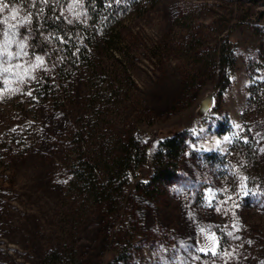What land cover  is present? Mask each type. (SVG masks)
I'll return each mask as SVG.
<instances>
[{
  "label": "rangeland",
  "instance_id": "1",
  "mask_svg": "<svg viewBox=\"0 0 264 264\" xmlns=\"http://www.w3.org/2000/svg\"><path fill=\"white\" fill-rule=\"evenodd\" d=\"M76 6L74 1L70 14ZM25 24L16 8L0 0L1 40ZM119 32L122 52L106 54L104 65L109 77H130L135 85L130 102L111 112L108 130H138L149 152L138 179L151 175V156L168 136L190 130L195 138L191 149L226 154L249 127L259 157L247 169L264 183V0H149L123 21ZM224 38L235 47L236 67L230 88L219 97L211 64ZM0 53V264H39L47 248L66 238L90 264H102L105 230L100 219L89 206L79 207L59 179L69 118L81 108L80 97L87 96L86 77L81 74L68 107L57 110L34 96L46 70L44 60L30 61L19 43L14 49L2 46ZM118 57L123 60L116 62ZM254 84L257 96L251 103ZM222 122L229 133H219ZM237 159L230 157L234 165ZM181 166L191 181L165 189L159 204L136 206L135 260L154 263L175 247L178 253L174 250L170 264H178V255L185 264H201L196 251L218 254L210 264H262L264 206L256 201L238 206L241 185L234 173L223 179L186 159ZM193 181L206 184L210 205L222 195L216 208L192 207ZM136 182L133 178L130 192ZM235 222L239 246L228 259L219 252L217 230H229ZM162 238L172 241L165 244ZM112 247L109 240L106 252Z\"/></svg>",
  "mask_w": 264,
  "mask_h": 264
},
{
  "label": "trees",
  "instance_id": "2",
  "mask_svg": "<svg viewBox=\"0 0 264 264\" xmlns=\"http://www.w3.org/2000/svg\"><path fill=\"white\" fill-rule=\"evenodd\" d=\"M74 1L77 2L76 11L70 14L69 8ZM148 2L3 0V3L16 8L24 16L26 24L24 29L11 28L12 32L6 34L4 40L0 36V50L4 45L14 49L19 43L30 61H37L38 58L44 60L46 70L39 76L34 91V96L41 103L51 104L57 110L62 106L68 107L67 103L75 98L76 83L81 74L86 77L87 96L85 93L84 97H80L84 101L81 108L70 116V128L65 135L68 142L61 148L64 151V167L59 179L67 195L80 201L79 207L89 206L87 208L92 209L100 219L105 230V262L102 264H144L135 260L138 255L135 243L138 239L135 235L139 229L133 217L134 211L138 202L141 207L159 204L167 192L165 189L191 181L181 166L185 159L195 162L202 172L207 167L211 168L213 173L223 179L234 173L241 185L240 208L250 201L264 206V183L252 177L251 171L247 169L259 157L256 138L249 127L235 137L226 154L191 149L190 144L195 138L190 130L168 136L158 142L151 156V175L144 179H138V173L147 164L149 152L138 130H108L113 122L111 112L126 104V101L130 102V89L135 83L130 77L124 76L126 82L121 76H117V79L109 77L104 65L105 55L112 53L118 56L115 51L121 50L117 48L121 36L120 26ZM0 56L3 57L1 53ZM116 59V62L123 60L119 57ZM235 67V47L228 38H224L211 64L219 97H223L230 88ZM1 73L3 75L5 71ZM252 90L251 103L256 101L255 84ZM220 126V134L229 133V128L223 122ZM232 155L238 158L237 165L230 161ZM133 178L137 182L130 192ZM191 185L194 193L192 207L214 209L218 206L221 194L210 205L204 192L206 184L193 181ZM238 225L235 222L229 230H221V226L217 230L219 252L226 254L228 259L239 246L238 237L233 236ZM109 240L113 247L106 252L105 246ZM68 241L67 238L58 239L56 244L42 253L39 264H90L79 253L78 247L69 245ZM160 241L170 244L172 239L168 243L164 238ZM174 250L175 247L168 248L159 259L148 264H170ZM196 254L201 264H210L218 255L199 251ZM182 256L178 255V264L179 261L184 262Z\"/></svg>",
  "mask_w": 264,
  "mask_h": 264
},
{
  "label": "snow or ice",
  "instance_id": "3",
  "mask_svg": "<svg viewBox=\"0 0 264 264\" xmlns=\"http://www.w3.org/2000/svg\"><path fill=\"white\" fill-rule=\"evenodd\" d=\"M39 59V58H38Z\"/></svg>",
  "mask_w": 264,
  "mask_h": 264
}]
</instances>
